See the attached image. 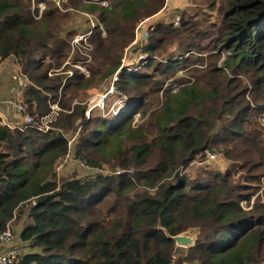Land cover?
<instances>
[{"label":"trees","instance_id":"obj_1","mask_svg":"<svg viewBox=\"0 0 264 264\" xmlns=\"http://www.w3.org/2000/svg\"><path fill=\"white\" fill-rule=\"evenodd\" d=\"M164 1L126 0L108 12L100 6L89 10L106 15L108 21L115 15L134 22L141 11L156 14ZM225 1L227 13L215 38L218 50L228 53L225 66L256 73L261 77L257 84L264 88V0ZM31 7L32 0H0V63L11 57L17 60L26 82L22 103L29 112L35 111L31 116L44 117L56 104L61 115L70 112L73 121L56 122L53 128L60 131L47 133L0 126V230L6 229L21 207L31 206V223L20 233L30 251L19 264H174L177 247L159 225L171 236L201 229L196 246L187 250L191 262L264 264V206L258 202L251 207V197L242 195L241 186L235 185L239 172L264 168L258 163L264 131L255 121L264 108L251 112L239 107L236 114L230 113L228 125L214 132L216 110L200 109L196 117L190 112L203 107L208 98L217 99V91H204L194 82L175 95L165 92V103L155 115L156 150L164 154L159 164L137 171L136 176L124 172L58 181L54 165L69 152L61 130L85 121V108L75 110L70 102L77 97L76 91L94 87L90 80L97 82L106 74L92 75L88 82L75 70L63 78L61 74L69 72L61 68L70 57L72 34L55 28L54 11L46 10L38 18V11L34 14ZM177 34L172 25L158 27L145 53H153L164 36L173 40ZM181 65L171 62L168 67L178 70ZM121 80L129 88L142 81L138 73L130 72L122 73ZM145 100L146 96L132 97L126 113L86 121L79 134V157H89L90 150L104 158L115 157L124 152L126 140L146 142L143 129L131 130L135 116L144 114ZM215 146H223L226 158L238 163L234 174L204 171L189 179L179 171L180 165L205 157L207 150L213 153ZM149 149V145L133 147L136 169L145 167L144 160L153 156ZM142 183L145 187L140 190Z\"/></svg>","mask_w":264,"mask_h":264},{"label":"rangeland","instance_id":"obj_2","mask_svg":"<svg viewBox=\"0 0 264 264\" xmlns=\"http://www.w3.org/2000/svg\"><path fill=\"white\" fill-rule=\"evenodd\" d=\"M125 1L32 0L31 8L34 14L38 11V18H41L46 10H52L54 11L52 15H57V18H52L55 28L61 32L63 30L64 34H72V39L68 40L71 48L70 57L61 68V71L65 69L69 72L61 74L63 78L71 77L75 70L85 75L88 82L92 75L106 74L105 78H99L97 82L96 78L90 80L94 87L76 91L77 97L70 102L75 110L85 108V121L80 119L81 123L77 124L79 120L77 122L74 120L75 125L71 130H61L68 141L69 152L54 165V174L58 181L86 179L97 175L111 176L120 172H129L130 175L136 176L137 171H148L159 164L164 154L156 150L158 133L155 115L165 103V92L175 95V90L178 92L180 88L194 82L201 84L204 91H217L219 94L217 99L208 98L203 107L193 108L190 112V115L196 117L200 109L216 110L212 122L214 132L224 129L228 125L227 118L230 113L233 111L236 114L239 107L250 108L251 112L264 108V88L257 84V79L260 80L261 77L256 73L231 71L225 66L228 53H221L218 50L220 43L215 38L227 13L228 3L225 0H165L163 7L156 14L150 15L149 10L141 11L134 22L117 19L115 15L108 21L106 15L89 10L90 6H100L108 12ZM182 24L184 27H181ZM171 25L175 33L178 32L175 38L171 40L170 36H164L156 50L146 54L145 48L152 45L149 43L152 33L160 26L166 28ZM171 62H181L182 65L178 70H171L168 67ZM113 72L117 73L107 77ZM125 72L138 73L142 80L140 85L133 88L126 86L121 80V74ZM103 96L105 99L102 100ZM142 96H146L144 114L135 116L131 130L135 131L137 127L143 129L142 137L146 138V142L126 140L124 152L115 157L104 158L94 150L89 151V157H79V134L86 121L90 118H108L126 113L130 107V99ZM59 99L61 100V97ZM9 100L23 104L22 97ZM63 102L69 103L66 99ZM50 109V113H54L52 120H42L38 115L33 116L35 122L30 128H38L42 133L60 131L53 128L56 122L73 121V118H70L71 113L63 112L61 115V110L56 104H51ZM27 113L33 115L35 111L29 112L27 108ZM15 115L19 117V121L10 120L11 125L22 122L23 118L16 113ZM255 121L264 131V114L255 118ZM251 122H254L253 119ZM142 145H149L153 156L144 160L145 167L136 169L133 166L136 158L133 147ZM223 150V146H215L212 150L216 156L215 160L205 162V157L200 156L184 166L185 168L180 165L179 171L186 172L185 176L189 179L197 178L204 171L234 174L238 163L229 161ZM258 155V163L264 165V150L259 149ZM89 160L99 166H93ZM235 181V185L242 188L239 192L251 197V207L258 202L260 206H264L263 167L257 171L239 172ZM144 185L140 184V190H143ZM242 205L246 207L248 204L243 201ZM29 207L31 206L21 207L11 221L15 238L10 246L20 248L26 253L30 248L28 244L22 242L20 233L31 223ZM261 252L264 258V248ZM189 259V252L186 249L177 248L174 264H197Z\"/></svg>","mask_w":264,"mask_h":264},{"label":"built area","instance_id":"obj_3","mask_svg":"<svg viewBox=\"0 0 264 264\" xmlns=\"http://www.w3.org/2000/svg\"><path fill=\"white\" fill-rule=\"evenodd\" d=\"M177 90H175L176 92ZM105 99V96L102 97V100ZM7 109L13 110L14 113L22 117V122L11 125L9 118L5 115H0V126H7L10 129L23 130L25 128L31 127L35 120L33 116H30L27 113V107L23 104H17L16 102H10V100L5 103ZM57 106V105H56ZM58 107V106H57ZM54 113H50L44 117L42 120H52ZM54 119V118H53ZM56 119V117H55ZM53 122V121H51ZM50 122V123H51ZM216 156L210 151L205 152V162L215 160ZM182 172V171H181ZM121 173V172H120ZM118 173V174H120ZM183 173V172H182ZM35 205V202H32ZM14 232L11 228V222L6 226L5 230H0V246L6 248L4 251L0 252V264H19L23 257L26 255V252L20 248L12 247L11 242L14 240Z\"/></svg>","mask_w":264,"mask_h":264},{"label":"crops","instance_id":"obj_4","mask_svg":"<svg viewBox=\"0 0 264 264\" xmlns=\"http://www.w3.org/2000/svg\"><path fill=\"white\" fill-rule=\"evenodd\" d=\"M25 82L21 78V70L17 60L13 57L0 63V115L10 117L13 122L19 121L13 110L6 108V101L21 97L25 88ZM17 120V121H16ZM6 248L0 246V252Z\"/></svg>","mask_w":264,"mask_h":264},{"label":"water","instance_id":"obj_5","mask_svg":"<svg viewBox=\"0 0 264 264\" xmlns=\"http://www.w3.org/2000/svg\"><path fill=\"white\" fill-rule=\"evenodd\" d=\"M80 123L81 120L77 122V124ZM158 229L164 232L169 239L174 241L177 248H182L186 250H191L196 246L198 237L201 234L200 228H191L178 236H171L168 231L164 229L161 225H159Z\"/></svg>","mask_w":264,"mask_h":264},{"label":"bare ground","instance_id":"obj_6","mask_svg":"<svg viewBox=\"0 0 264 264\" xmlns=\"http://www.w3.org/2000/svg\"><path fill=\"white\" fill-rule=\"evenodd\" d=\"M118 111H119V110H118ZM116 113H117V112H116ZM112 115H113V114H112ZM49 125H50V124H49ZM49 125H48V126H49Z\"/></svg>","mask_w":264,"mask_h":264}]
</instances>
